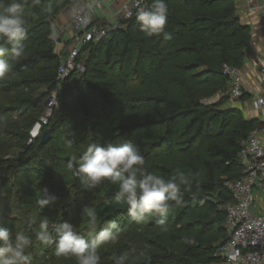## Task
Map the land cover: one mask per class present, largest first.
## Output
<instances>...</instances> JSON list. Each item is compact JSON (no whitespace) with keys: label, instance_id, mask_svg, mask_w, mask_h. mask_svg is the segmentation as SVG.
I'll use <instances>...</instances> for the list:
<instances>
[{"label":"trees","instance_id":"1","mask_svg":"<svg viewBox=\"0 0 264 264\" xmlns=\"http://www.w3.org/2000/svg\"><path fill=\"white\" fill-rule=\"evenodd\" d=\"M73 2L29 0L26 58L0 81V115L7 117L0 122V225L31 235L32 264H75L36 241L39 225L29 226L28 220L33 215L70 220L87 234L81 211L88 205L97 210V231L112 220L125 229L116 244L100 249L101 264H114L122 250L140 255L137 264L225 263L219 252L229 240L226 207L235 203L226 183L243 176L242 143L263 127L259 119L227 107L230 80L224 67L241 70L251 40L237 1L166 0L171 39L148 37L133 18L83 47L78 62L84 71L62 83L58 107L41 134L51 139L42 144L31 130L49 100L39 92L59 85L53 23ZM218 95V103L204 104ZM91 142L133 143L158 175L169 177L176 168L198 174L183 203L172 202L167 231L156 217L131 221L127 207L112 202L115 186L81 188L68 163ZM45 189L55 199L41 211L36 201Z\"/></svg>","mask_w":264,"mask_h":264},{"label":"clouds","instance_id":"2","mask_svg":"<svg viewBox=\"0 0 264 264\" xmlns=\"http://www.w3.org/2000/svg\"><path fill=\"white\" fill-rule=\"evenodd\" d=\"M31 2L40 4L41 0ZM28 3L29 0H0V81L12 74L15 63L26 58L23 41L28 32ZM168 14L166 0H152L148 7L136 10L135 18L139 30L148 37L162 35L168 40L171 39L166 31ZM6 120L7 117L0 115V122ZM73 143L74 140H68L69 146ZM68 167H75L82 189L97 188L105 183L115 186L112 202L117 207L125 205L131 221L147 223L156 217L161 231H167V213L172 202L183 203L185 192L191 191L198 175L186 174L179 168L169 177L158 175L146 166L138 146L130 142L88 143L79 156L71 155ZM54 199L45 189L36 203L42 211ZM81 215L89 225L87 234L78 231L70 220L52 222L44 215L31 216L28 224L38 223V230L33 233L35 239L45 246H53L55 257L74 260L75 264H101L100 249L116 244L125 229L112 220L97 231L99 216L95 207L84 205ZM32 243L28 233L13 232L0 225V264H32L28 254ZM139 259L140 255L122 250L114 258V264H137Z\"/></svg>","mask_w":264,"mask_h":264},{"label":"built area","instance_id":"3","mask_svg":"<svg viewBox=\"0 0 264 264\" xmlns=\"http://www.w3.org/2000/svg\"><path fill=\"white\" fill-rule=\"evenodd\" d=\"M121 0H74L76 10L68 27L71 32V47L66 56L60 54V66L57 81L67 79L74 71L82 68L78 57L83 47L105 37L109 26L103 15L105 3H117ZM149 0H126L118 11L119 22H127L135 18L139 7H148ZM264 11V0L263 7ZM131 12L132 16H128ZM111 24V22L109 21ZM264 26V16L262 20ZM112 29V28H111ZM224 75L229 77L228 95L232 102L242 100L248 93L243 84V76L236 68L224 67ZM261 92L255 93L252 108L259 114L263 127L255 130L244 142L239 153L243 176L239 180L226 183L235 198L234 204L226 207L228 214L226 227L229 240L221 248L219 255L227 264H264V215L255 213L254 195L259 191L264 195V69L259 72ZM58 96L49 97L44 112L43 123L47 124L58 107Z\"/></svg>","mask_w":264,"mask_h":264},{"label":"crops","instance_id":"4","mask_svg":"<svg viewBox=\"0 0 264 264\" xmlns=\"http://www.w3.org/2000/svg\"><path fill=\"white\" fill-rule=\"evenodd\" d=\"M237 12L240 17L241 23L251 29V40L248 43L246 50V63L244 67L239 70L241 76H243V84L248 92L246 100H240L237 102H230L227 107L240 109L247 119L258 118L259 114L252 108L253 95L261 92L260 89V77L259 72L264 69V27L261 24L263 20L264 11L263 0H236ZM125 3V2H124ZM123 3V4H124ZM122 0L117 3L107 2L103 8V15L105 19L110 22L117 20V13L120 10ZM76 2L63 10L53 23L54 31H58L59 44L70 45L71 32L68 30L69 25L73 20V14L76 10ZM254 204L256 208L254 212L264 215V195L259 191H256L254 195ZM225 264V263H223Z\"/></svg>","mask_w":264,"mask_h":264},{"label":"rangeland","instance_id":"5","mask_svg":"<svg viewBox=\"0 0 264 264\" xmlns=\"http://www.w3.org/2000/svg\"><path fill=\"white\" fill-rule=\"evenodd\" d=\"M126 0H122V4L125 2ZM121 4V5H122ZM106 24L109 26V30H112V29H116V28H118L119 26H121L122 24H124L122 21H121V23L119 22V19H117L115 22H111V24L109 23V21H106ZM261 24L263 25V23H262V21H261ZM262 27H264V26H262ZM112 28V29H111ZM60 35V33H58V31H54V29H53V41H54V43H55V45H56V49H57V54L58 53H60V54H62V57H64V56H66L67 54H68V52H69V48L71 47V42H70V45L69 46H67V45H61V44H59V35ZM72 36V35H71ZM60 61H61V58H60ZM83 62L82 61H79L78 62V64H80L81 66H83V64H82ZM77 71V73H79V74H77L76 76H78V75H80V74H82L83 73V71H84V67H82V68H79L78 70H76ZM76 71H74V72H76ZM76 76H75V79H76ZM68 80L70 79V76L67 78ZM66 80V79H65ZM65 80H61V82H59V85H57V86H55V87H44V88H42V90L39 92V96H41V95H43V94H45L46 95V97L49 99V97L50 96H52V95H57L58 96V94H60V89H61V87H62V83H64V82H66ZM73 82L72 83H75V81L74 80H72ZM221 98H222V96H220V95H218V96H216V97H214V98H209V99H205V101H204V104L206 103V104H213V103H218V101H220L221 100ZM230 102H231V100L229 101V103L228 104H230ZM57 109V108H56ZM44 115L45 114H43V116H42V118L40 119V123H38V124H36L34 127H33V129L31 130L32 132H31V136H32V138L33 139H35V138H38V137H41V134H42V132H43V128H44V126L46 125V124H44L43 123V118H44ZM42 138L43 137H41V140H42ZM225 264H227V262L225 261Z\"/></svg>","mask_w":264,"mask_h":264},{"label":"water","instance_id":"6","mask_svg":"<svg viewBox=\"0 0 264 264\" xmlns=\"http://www.w3.org/2000/svg\"><path fill=\"white\" fill-rule=\"evenodd\" d=\"M51 139V136L48 132H46L42 138V144H44L45 142L49 141Z\"/></svg>","mask_w":264,"mask_h":264}]
</instances>
